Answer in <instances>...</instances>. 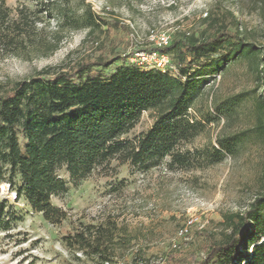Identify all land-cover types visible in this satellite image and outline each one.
<instances>
[{
  "label": "rangeland",
  "instance_id": "374dc122",
  "mask_svg": "<svg viewBox=\"0 0 264 264\" xmlns=\"http://www.w3.org/2000/svg\"><path fill=\"white\" fill-rule=\"evenodd\" d=\"M5 1L11 22L28 28L31 39L5 51L0 45L1 92L45 69L53 73L82 58L154 45L153 35L199 33L211 19L264 48V0ZM44 5L50 10H43ZM87 5L107 19L119 20L123 28L105 27L90 36L86 28H75ZM58 37L59 46L51 52ZM206 62L205 73H213L215 67ZM258 62L257 57H241L228 62L220 78L204 79L189 109L201 123L200 132L182 144L191 153V164L173 165L167 157L144 172L113 160L84 179L63 170L67 189L52 198L69 215L62 225L33 212L23 199H15V187L0 182V201L8 203L0 222V264H176L170 255L186 257L202 245L207 233L221 236L227 231L226 217L246 210L264 188V140L254 132L220 162H212L211 156L219 139L255 127L264 89ZM154 121V113H143L129 136L147 131ZM88 225L109 231L102 256L65 244L69 232Z\"/></svg>",
  "mask_w": 264,
  "mask_h": 264
},
{
  "label": "trees",
  "instance_id": "16d2710c",
  "mask_svg": "<svg viewBox=\"0 0 264 264\" xmlns=\"http://www.w3.org/2000/svg\"><path fill=\"white\" fill-rule=\"evenodd\" d=\"M44 8L50 10L47 5ZM210 21L199 33H176L166 46L146 44L137 48L168 55L174 72L133 64L127 53L101 54L53 73L49 69L39 71L0 91V182L7 180L11 188L15 187V199H23L33 212L62 225L69 215L53 204L52 198L67 189L63 170L74 179H84L113 160L144 172L167 157L173 165L191 164V153L182 144L200 132L201 123L189 115V109L208 78L215 80L230 61L257 57L258 77L264 85V48L258 49L238 30L219 24L217 19ZM23 22L25 25L27 21ZM75 26L86 28L88 36L96 30L103 32L105 27L107 31L123 28L119 20L107 19L89 5ZM29 39L31 32L20 22H11L6 1L0 0L1 50ZM59 43L60 37L50 51ZM203 61L215 67L213 73H205ZM145 112L154 113L153 125L131 138ZM257 112L253 129L218 140L212 162L233 154L251 132L264 140V89ZM262 179L264 183V173ZM7 204L0 201V222ZM226 220L227 231L221 236L207 233L199 248L183 258L170 255L171 260L176 264H264V188L246 210ZM108 232L103 226L74 228L65 236V244L102 256Z\"/></svg>",
  "mask_w": 264,
  "mask_h": 264
},
{
  "label": "built area",
  "instance_id": "2783aa9c",
  "mask_svg": "<svg viewBox=\"0 0 264 264\" xmlns=\"http://www.w3.org/2000/svg\"><path fill=\"white\" fill-rule=\"evenodd\" d=\"M152 41L156 46H166L170 43L171 37L166 33H161L152 36ZM129 56V61L138 66H143L146 68H158L162 71H176L175 66L172 64L171 58L168 55L160 54L157 51H145L133 49L127 53ZM220 78V75H218ZM187 228L181 231V234L187 232Z\"/></svg>",
  "mask_w": 264,
  "mask_h": 264
}]
</instances>
